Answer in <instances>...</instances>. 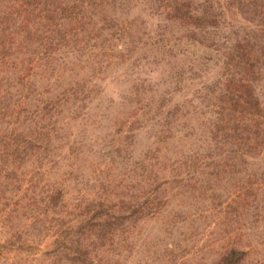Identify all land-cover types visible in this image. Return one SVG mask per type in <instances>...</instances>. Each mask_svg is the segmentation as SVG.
<instances>
[{"label": "rangeland", "instance_id": "rangeland-1", "mask_svg": "<svg viewBox=\"0 0 264 264\" xmlns=\"http://www.w3.org/2000/svg\"><path fill=\"white\" fill-rule=\"evenodd\" d=\"M87 2L42 21L69 37L25 96L55 133L15 137L0 264H264V0Z\"/></svg>", "mask_w": 264, "mask_h": 264}, {"label": "trees", "instance_id": "trees-1", "mask_svg": "<svg viewBox=\"0 0 264 264\" xmlns=\"http://www.w3.org/2000/svg\"><path fill=\"white\" fill-rule=\"evenodd\" d=\"M10 1V13L14 14L16 18L11 23H7L8 15L2 12V16H0V164L4 166L2 169L4 174H0V178L2 179L17 178L15 173L7 174L5 170L14 172V169L19 167L17 157L20 152V146L18 145V140L15 138L18 133L23 132L25 134L24 142H31L34 139L42 140L39 135L44 130L48 133L51 132L52 135L55 133L53 132V126L49 124L52 122L51 119L58 115V109L48 99H44V97L37 99L40 103L39 106L32 104L31 109H28L30 105H28V99L25 96V86L35 69L53 67L57 45L61 46L62 41L69 37V33L67 32H62L61 34L52 33L46 27L47 24L42 23L43 20L51 19L50 13L62 9L61 0ZM78 1L84 6L88 5L87 0ZM64 7L71 9L70 19L73 21H78L84 16L81 9L75 8H86L80 5L74 6L73 4H66ZM35 10H39V13L35 14L37 20L30 18V16H34ZM37 26L41 28L39 33L33 32ZM28 34L30 38H28ZM26 38L28 41H33L36 45L26 50V42L24 41ZM53 44H56L55 48L50 47ZM72 50L75 49L72 48ZM19 53L22 56H19ZM231 61L232 63L234 61L241 62L240 57L237 59L231 58ZM226 62L223 59L221 60V63ZM6 84L11 85L12 91L4 88L7 86ZM237 91L240 92L242 89L237 86L235 92ZM5 95H8L10 100H7ZM252 114L264 117V114L261 115L257 112H253ZM38 118L42 120L41 123L37 120ZM46 119L48 120L45 123L47 126L43 125ZM29 122H32L36 127L30 128ZM46 135L48 134L44 135L45 140L48 138ZM94 210L87 211L85 213H88L87 216L80 214V218L76 223L80 229H77V233H72L69 239V242L73 244L75 236V247L78 250L82 249L81 238L84 237L85 232L92 229L87 220L89 218L92 220L99 219L100 217L99 213H96ZM78 211L76 212L77 215ZM82 246L84 247L83 244ZM55 256L56 258H60L59 254Z\"/></svg>", "mask_w": 264, "mask_h": 264}]
</instances>
